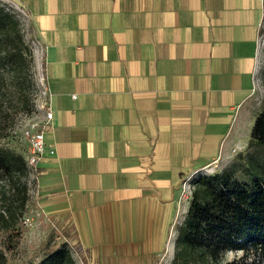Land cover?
Masks as SVG:
<instances>
[{"label": "crops", "instance_id": "obj_1", "mask_svg": "<svg viewBox=\"0 0 264 264\" xmlns=\"http://www.w3.org/2000/svg\"><path fill=\"white\" fill-rule=\"evenodd\" d=\"M14 1L53 113L41 211L91 264L173 254L182 180L250 139L264 0Z\"/></svg>", "mask_w": 264, "mask_h": 264}, {"label": "trees", "instance_id": "obj_2", "mask_svg": "<svg viewBox=\"0 0 264 264\" xmlns=\"http://www.w3.org/2000/svg\"><path fill=\"white\" fill-rule=\"evenodd\" d=\"M15 14L0 5V88L4 70L21 76L31 62ZM264 149V109L257 113L250 132L249 147ZM250 157L248 181L235 176L234 168L192 179L187 210L176 228L170 264H245L243 255L264 253V166ZM28 169L25 155L0 147V230L12 229L22 220L28 199ZM243 251L227 260V252ZM0 264L6 256L0 250ZM34 264H77L66 245L47 252Z\"/></svg>", "mask_w": 264, "mask_h": 264}, {"label": "rangeland", "instance_id": "obj_3", "mask_svg": "<svg viewBox=\"0 0 264 264\" xmlns=\"http://www.w3.org/2000/svg\"><path fill=\"white\" fill-rule=\"evenodd\" d=\"M0 5L6 10L15 14L20 22L21 32L25 44L29 45L31 35L29 34L27 19L22 15L19 4L14 0H0ZM31 49V48H30ZM5 81L0 88V147L10 148L21 152L24 155L28 151L27 140L22 135V129L32 119L42 115L41 108L44 97L40 94L42 68L40 59L32 54L31 62L21 76L13 74L11 70H4ZM250 101L253 109L258 112L264 109V60L262 61L259 73L255 78ZM254 156V160L264 166V149L258 145L247 146L238 152L235 150L232 155L221 161L212 163L208 169L201 170L203 174H211L225 168H234L235 176L248 181L250 173L246 169L248 160ZM200 171V172H201ZM196 174H202V173ZM191 179L195 173H188ZM32 183V182H31ZM28 184V181H27ZM188 203L180 205V211L173 222L169 232V241H174L176 228L183 220ZM22 220L14 230H0V250L6 256L7 264H34L39 261L47 252L62 245L71 252L77 264H91L83 254L79 253L72 243L73 239L68 238L61 232V221L46 215L41 211L35 194L29 191L25 209L22 213ZM24 217H29V222H24ZM243 251H229L226 259H238ZM172 252L165 249L159 255L153 257L154 264H170ZM245 264H264V253L249 252L243 255Z\"/></svg>", "mask_w": 264, "mask_h": 264}, {"label": "built area", "instance_id": "obj_4", "mask_svg": "<svg viewBox=\"0 0 264 264\" xmlns=\"http://www.w3.org/2000/svg\"><path fill=\"white\" fill-rule=\"evenodd\" d=\"M20 8L23 13L22 15L27 19L26 10L21 6ZM256 43H257V56H256L255 67L253 71L254 85H255L256 75L259 73L262 61L264 60V6H263L261 18L258 23ZM29 45L31 48V52L35 56V58L40 59L43 53V47L40 41L37 40L36 38H31L29 41ZM39 88H40V94L44 97V102L41 105V108L43 109L42 115L29 121L22 129V135L27 140L28 147H29L27 153L25 154V161H26V165L28 169V188H29V191L35 195L37 193L35 190L34 181L38 175V169H37L36 164L39 161V159H41V157L44 155L46 151V145L44 141V130L53 116L52 110L47 106V103H46V96H47L48 90L43 81V73H42L41 84ZM50 153H53V150H50ZM208 168L209 166L204 167L203 169H208ZM203 169H200L199 171H195L193 173L195 174L197 172L199 173ZM200 173H202V171ZM192 188H193V185H192V179H191V174H190V176H187L182 180L179 186L178 203L180 205H182L184 202L189 203V200L191 198ZM23 221L25 223L29 222L30 218L24 217Z\"/></svg>", "mask_w": 264, "mask_h": 264}]
</instances>
